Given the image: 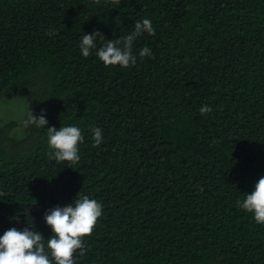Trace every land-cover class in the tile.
I'll list each match as a JSON object with an SVG mask.
<instances>
[{"label":"trees","instance_id":"1","mask_svg":"<svg viewBox=\"0 0 264 264\" xmlns=\"http://www.w3.org/2000/svg\"><path fill=\"white\" fill-rule=\"evenodd\" d=\"M144 18L135 65L105 66L97 50ZM0 98L23 106L0 116V236L47 245L45 213L87 195L102 215L75 264H264V224L238 203L264 176V0H0ZM30 110L48 124L25 126ZM71 125L79 162L49 158L47 127Z\"/></svg>","mask_w":264,"mask_h":264},{"label":"clouds","instance_id":"2","mask_svg":"<svg viewBox=\"0 0 264 264\" xmlns=\"http://www.w3.org/2000/svg\"><path fill=\"white\" fill-rule=\"evenodd\" d=\"M112 2L118 4L120 0H112ZM142 33L155 35L152 22L147 18L137 20L134 31L130 34L116 40L108 39L107 43L97 50V57L105 66L135 65L133 43ZM97 38L104 39L103 33L99 30L83 35L80 43L83 57L91 55L90 50L96 47ZM146 55H152L148 47H144L139 52L141 58ZM211 111L209 105H201L199 109L202 115ZM43 112L44 110L37 117L30 110L26 114L25 126L44 128L48 121ZM91 131L93 146L98 147L103 141L102 129L94 127ZM47 137L49 148L53 150L49 153V158L57 162L68 161L70 164L79 162L78 144L83 143L84 137L78 126H61L58 130L55 127H47ZM238 203L241 208L253 215L256 223L264 224V176L255 183L253 192L247 193L244 200ZM102 208L101 203L96 199H90L87 195L76 199L74 203L50 208L44 216L47 225L53 230V235L47 239V245L43 235L30 227H25L23 230L13 227L6 230L0 236V264H75L74 253L79 249L83 254L82 238L92 234L98 218L102 215ZM46 246L50 250L51 259L45 250Z\"/></svg>","mask_w":264,"mask_h":264},{"label":"rangeland","instance_id":"3","mask_svg":"<svg viewBox=\"0 0 264 264\" xmlns=\"http://www.w3.org/2000/svg\"><path fill=\"white\" fill-rule=\"evenodd\" d=\"M14 99L16 98H0V116H11L15 119H19L23 112V106L21 102H17V100Z\"/></svg>","mask_w":264,"mask_h":264}]
</instances>
